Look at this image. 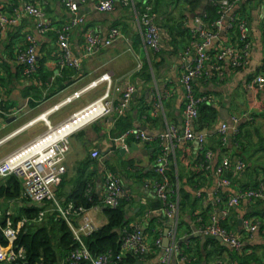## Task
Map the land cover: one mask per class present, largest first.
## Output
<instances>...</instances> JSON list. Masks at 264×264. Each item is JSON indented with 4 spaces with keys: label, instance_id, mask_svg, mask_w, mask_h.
<instances>
[{
    "label": "crops",
    "instance_id": "0c3cea01",
    "mask_svg": "<svg viewBox=\"0 0 264 264\" xmlns=\"http://www.w3.org/2000/svg\"><path fill=\"white\" fill-rule=\"evenodd\" d=\"M11 1L19 3V0ZM39 1L52 23L47 34L42 35L36 30V21L32 16L24 17L20 24L5 34L0 31V103L6 113L0 114V160L43 134L47 129L44 118L53 126H59L91 102L94 98L91 95L99 96L103 92L102 86H94L79 100L70 104L60 103L52 109L70 92L78 90L83 82L109 73L115 84L133 83L136 93L122 116L114 113L96 123H87L68 135L70 150L65 161L67 171L55 193L56 200L61 204L76 202L77 196L82 194L96 201L87 210L97 227H101L108 222L107 206L103 202L107 194L106 175L108 172L115 173L126 192L124 204L130 216L128 224H141L147 241L152 244L157 235L164 234L167 226L172 228L163 204L157 199L151 185L156 176L158 140L170 127L183 132L185 90L181 76L193 63L195 21L197 17L205 15L209 2L203 7L204 0H157L155 12L161 28V45L158 50H153L145 45L140 32L137 8L143 4V0H131L130 5H124L122 0H113L115 9L111 12L97 10L96 6L101 0H78L85 23L74 28L70 34L75 56L83 57L88 30L95 31L105 39L111 28L119 27L123 37L111 46H102L91 57L84 58L79 69L61 70L55 27L68 22L71 15L61 0ZM231 15L247 21L250 41L248 63L234 67L227 58L218 62V70L208 66V74L195 81L196 92L212 98L211 102L204 104L213 105L218 111L216 124L205 128V147L214 153L211 167L205 166L207 159L198 141L183 139L169 152L172 184L179 189V199L186 204L180 210L178 244L183 252L187 248L198 250L195 240L198 237L200 252L204 256L198 264H264V200L243 201L230 208L226 204L229 197L256 183L258 186L264 183V88L250 87L253 76L264 75V0H241L230 12ZM207 24L211 26L209 21ZM29 33L34 34L37 40L38 68L33 75L26 76L17 62L16 54L25 45ZM236 36L237 32L234 31L223 32L214 46L234 44ZM159 95L163 96L161 107L156 105ZM112 97L116 102L121 100V94L116 91L112 92ZM221 109L227 110L229 120L223 121ZM120 118H124L128 130L140 129L149 140L137 141L130 137L126 144L115 141L128 131L116 127ZM235 118L240 120L239 126L245 124L243 131L241 129V144L234 141V134L230 130L224 144L225 150H218L216 141L221 125L227 123L233 126ZM121 148H125L124 154L120 153ZM94 150L100 151L99 158L91 156ZM224 156H229L233 164L242 160L246 166L240 171L233 168L228 170L226 185L221 183L215 172ZM0 202V209H10L16 214L20 213V207L28 205L21 200ZM13 203L15 209L10 207ZM40 206L47 211L46 215L53 214L54 202ZM227 209L225 221L229 231L242 232L244 220L247 219H252L258 225V229L245 238L244 253L241 254L244 260L241 262L230 246L218 241L226 249L216 250L212 244L205 245L208 240L197 233L201 221L207 222L211 214L222 217ZM202 214L207 218L204 219ZM81 220V216H75V225ZM170 240L172 242V236ZM209 252L211 254L206 258ZM192 254L195 260L192 264H196L198 259L194 250ZM161 257L162 250L143 264H158ZM171 264L183 263L178 256H173Z\"/></svg>",
    "mask_w": 264,
    "mask_h": 264
},
{
    "label": "built area",
    "instance_id": "2783aa9c",
    "mask_svg": "<svg viewBox=\"0 0 264 264\" xmlns=\"http://www.w3.org/2000/svg\"><path fill=\"white\" fill-rule=\"evenodd\" d=\"M63 6L70 12L71 18L56 28L57 41L59 45L58 64L60 69L73 68L79 69L84 58L91 57L98 52L102 46H111L118 39L123 37V32L119 27L111 28L107 38L103 39L93 30L86 32V49L82 58L73 54L70 44V34L72 30L85 23V16L80 12L78 0H61ZM157 0H143V4L137 8V16L140 25V32L145 45L153 50H158L161 45V28L157 23L155 4ZM219 5V17L209 26L205 19L206 15L196 18V39L192 44L193 63L188 66L181 76V82L185 90L184 111H183V132L180 133L175 127H170L169 131L163 134L158 140L159 153L155 159V178L151 185L156 193L157 199L163 204V210L166 216L174 220L170 231L172 243L165 249L163 256L158 264H171L173 256H178L180 262L185 263L187 255L181 250L178 244L177 234L179 227L180 204L179 189L175 188L171 182L168 171L170 169L169 152L171 148L185 139L188 141H198L206 156L207 168L211 167L214 158L212 150L207 149L206 135L195 131V121L200 114V107L206 102H211L212 98L203 96L196 92L195 81L205 77L208 74V66L218 70V62L230 59L234 67L245 65L249 61L250 41L248 38V27L245 19L237 15H231L235 5L241 0H212ZM124 5H130L131 0H122ZM14 5V6H13ZM101 12H111L115 9L113 0H101L96 6ZM26 16H32L36 21V30L44 35L52 28V23L47 18L46 9L38 0H19L15 4L11 0L0 2V31L4 34L12 27L20 24ZM237 32L236 42L220 47H215L214 42L219 39L223 32ZM17 62L21 65L23 74L33 75L38 68L37 40L34 34H27L25 45L17 51ZM100 82L107 83L104 94L97 100L89 103L86 107L79 110L69 120L81 114L86 110H100L99 115L92 121H98L114 113L122 116L128 106V103L136 93V86L131 82H119L115 84L109 73H105L101 78L79 90L73 99L67 98L61 104H67L75 98L87 92L91 87L97 86ZM251 88H264V75H255L250 80ZM121 94V100L116 102L112 97V92ZM169 95L166 94V96ZM73 96V95H72ZM163 96H158L157 107L162 106ZM56 105L54 108H56ZM53 109V108H52ZM5 110L0 103V114ZM6 114V113H5ZM66 120L65 122L69 121ZM47 130L35 138L33 141L21 146L0 160V179L11 175L16 176L23 182L24 194L32 203L41 205L53 200V212L57 213L56 218L64 219L72 231L75 241L69 260L72 264H79L82 261H89L91 264H118L122 258L128 254L146 255L152 251V245L144 235L141 224L133 223L126 225L122 231L121 249L119 253L107 251L100 255H95L87 246L84 238L91 235L98 227L87 208L76 207L73 201L61 204L56 200L55 190L61 183L65 175L66 157L70 150L68 136L61 140L53 139L52 134L57 126H53L50 121L44 120ZM239 119L235 118L233 126L223 123L219 129V137L223 144L228 140L230 130L233 134L241 132L239 128ZM63 122L62 124H64ZM91 122V123H92ZM33 123V122H31ZM89 123V124H91ZM60 124V125H62ZM59 125V126H60ZM58 126V127H59ZM70 135V134H69ZM130 137L137 141H148L146 133L140 129H130L124 132L115 141L124 142ZM127 147V145H125ZM99 150L91 153L93 158H99ZM245 163L238 160L235 164L229 156H224L216 167V175L221 183L226 185L225 178L228 170L233 168L236 171L243 170ZM107 194L103 202L107 207L116 208L120 202L125 199L126 192L119 177L108 172L106 175ZM223 201L225 199L222 198ZM264 200V183H261L255 189L240 191L237 195L226 199V204L231 206L238 205L243 201L257 202ZM46 210H41L33 219L27 216L17 217L12 210L0 209V231L2 238L6 241L5 247H0V262L8 264H27V253L24 247L17 245L19 234L26 224L31 220L41 223L46 217ZM81 216L82 220L78 225L74 223L75 216ZM228 216V209L223 211V216L211 214L209 220L202 223L197 230L201 235H214L222 239V242L230 246L233 250L242 252L245 248V238L258 229V225L252 220H244L243 230L240 233H233L223 226V221ZM163 233L155 240V244L161 250L163 249Z\"/></svg>",
    "mask_w": 264,
    "mask_h": 264
},
{
    "label": "trees",
    "instance_id": "16d2710c",
    "mask_svg": "<svg viewBox=\"0 0 264 264\" xmlns=\"http://www.w3.org/2000/svg\"><path fill=\"white\" fill-rule=\"evenodd\" d=\"M206 21H209L211 25L220 15L219 5L215 4L214 1L209 0V3L206 7L205 13ZM182 32V31H181ZM189 33V32H188ZM68 72V71H65ZM72 75L70 72H68ZM218 118V111L216 107L209 104H202L200 107V114L198 119L195 121V131L201 132L205 128L212 127L216 124ZM118 129L128 130V125L124 124V118L118 120L117 126ZM245 127V124L239 126L240 130ZM243 132L234 134L233 138L236 143L241 144V137ZM216 148L219 150H225L224 144L218 136L216 141ZM170 176V169L168 171ZM172 182V180H171ZM258 187V184H254L249 187V189H255ZM246 189V187H244ZM247 190V189H246ZM78 200L75 203L76 207L91 208L95 205L96 201L89 200L84 194L77 196ZM16 201L21 200L28 204L26 207H20L19 214H16L17 217L27 216L29 219H33L41 210L40 205L31 203V200L27 198L24 194L23 182L14 175H11L7 178L0 180V201ZM260 202V201H259ZM1 203V202H0ZM125 200L123 199L119 206L116 208L107 207L106 213L108 216V222L101 227H98L91 235L84 238L87 246L95 255H100L107 251H113L114 253H119L121 249V240H122V231L123 228L128 225V212L125 208ZM66 204V203H64ZM180 210L185 204V201L179 200ZM1 208V205H0ZM57 213L47 214L46 218L41 222H33L31 220L24 229L19 234L17 245L24 247L27 253V264H72L68 259L69 255L74 248L75 241L73 234L69 226L66 224L64 219L56 218ZM203 215V214H202ZM205 215V214H204ZM203 215V218L207 217ZM181 226L179 221V227ZM223 226L228 229V224L224 220ZM178 227V229H179ZM229 230V229H228ZM160 235V234H159ZM156 236L155 240L159 237ZM196 238V237H195ZM155 240L152 242V251L146 255H138L128 253L126 254L118 264H137L138 261L144 262L145 260H150L156 257L158 252L161 250L156 246ZM197 242L198 250L195 248H187L183 253L187 255L188 259L183 264H191L195 262L192 257V251L194 250L196 255V264L203 259V254L200 252V241L198 237L195 239ZM207 244H212L216 250H225L226 247H223L221 243H218L216 240L209 239ZM6 241L0 237V247H5ZM219 248V249H218ZM223 248V249H222ZM191 252V253H190ZM238 256H236L241 262L244 260V257L241 254L242 252L235 251ZM210 252L207 253L206 258L210 256ZM192 255V256H191ZM0 264H8L0 262ZM79 264H91L89 261H82Z\"/></svg>",
    "mask_w": 264,
    "mask_h": 264
},
{
    "label": "bare ground",
    "instance_id": "6f19581e",
    "mask_svg": "<svg viewBox=\"0 0 264 264\" xmlns=\"http://www.w3.org/2000/svg\"><path fill=\"white\" fill-rule=\"evenodd\" d=\"M100 113V110H86L81 114L75 116L73 119L65 122L64 124L57 127L55 132L52 134L53 139L61 140L62 138L68 136L70 133L76 131L80 127L91 123ZM44 118V116H41ZM45 120V118H44ZM56 139V140H57ZM24 146V145H23Z\"/></svg>",
    "mask_w": 264,
    "mask_h": 264
},
{
    "label": "water",
    "instance_id": "95a60500",
    "mask_svg": "<svg viewBox=\"0 0 264 264\" xmlns=\"http://www.w3.org/2000/svg\"><path fill=\"white\" fill-rule=\"evenodd\" d=\"M209 2V0H204V2H203V7H205L206 5H207V3ZM221 111V118L223 119V121H226V120H229V114H228V112H227V110H225V109H221L220 110ZM12 120V119H11ZM201 134H206L207 133V130L205 129V130H203L202 132H200ZM120 153L121 154H124L125 153V148H121L120 150ZM130 214H132V212H130ZM129 215H128V219H129ZM242 219L239 221V223L241 224L242 223ZM168 223H169V225H171V224H173L174 223V220L173 219H168ZM170 231H171V229H170V226H167L166 228H165V230H164V238H163V249H162V256H163V254H164V252H165V249L166 248H168V247H170V245H171V240H170ZM0 237H2V234H1V231H0ZM177 237H178V234H177ZM192 237H194V236H192ZM203 238H204V240H209V239H211V240H217V241H220V242H222V239L220 238V237H218V236H214V235H204L203 236ZM179 243H182V241H180ZM137 264H143V262L142 261H138L137 262Z\"/></svg>",
    "mask_w": 264,
    "mask_h": 264
},
{
    "label": "rangeland",
    "instance_id": "374dc122",
    "mask_svg": "<svg viewBox=\"0 0 264 264\" xmlns=\"http://www.w3.org/2000/svg\"><path fill=\"white\" fill-rule=\"evenodd\" d=\"M101 78V76L100 77H97L96 79H93V80H90V81H88V82H83V84H81L80 86H78L79 88H78V90H73L72 92H70L68 95H66L62 100H60V101H58L56 104H54V106H52V108L53 107H55L57 104H60V103H62V102H64L67 98H69V97H71L72 95L73 96H75L74 94L76 93V92H78L79 90H81V89H84L85 87H87V86H89L90 84H93L94 82H96V81H98L99 79ZM99 86H102L103 88H102V90H103V92H101V94H99V96H96L97 94H95V95H91V96H94V98H92V100H91V102H93V101H95V100H97V99H99L103 94H104V92H105V90H106V87H107V83H105V82H103V83H100L99 85H97L95 88H99ZM94 88V89H95ZM90 90H93V89H90ZM89 90V91H90ZM96 90V89H95ZM89 91H87V92H89ZM87 92L86 93H84L82 96H85L86 94H87ZM75 100H79V98H75L73 101H75ZM72 102V101H71ZM70 102V103H71ZM91 102H89V103H91ZM69 103V104H70ZM88 103V104H89ZM88 104H86L85 106H83V107H81L79 110H81V109H83L84 107H86ZM79 110H77V112L79 111ZM40 116V115H39ZM42 116V115H41ZM40 116V117H41ZM101 120V119H100ZM99 121V120H98ZM98 121H95V122H92V123H96V122H98ZM91 123V124H92ZM58 127V126H57ZM47 130V129H46ZM37 138V137H36ZM68 138V141H69V137H67ZM34 140V139H33ZM33 140H31V141H33ZM31 141H29V142H31ZM28 142V143H29ZM159 152V151H158ZM6 157V156H5ZM4 158V157H3ZM55 196H56V193H55ZM51 202H53V200H51V201H48V202H45V203H43L44 205H47L48 203L50 204ZM10 207L11 208H16V206H15V204L13 203V204H10ZM17 214H19V213H17ZM49 214V213H48ZM46 218V217H45ZM44 218V219H45Z\"/></svg>",
    "mask_w": 264,
    "mask_h": 264
}]
</instances>
